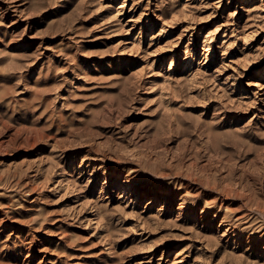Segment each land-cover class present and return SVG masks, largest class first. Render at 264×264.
Wrapping results in <instances>:
<instances>
[{"label": "rangeland", "instance_id": "1", "mask_svg": "<svg viewBox=\"0 0 264 264\" xmlns=\"http://www.w3.org/2000/svg\"><path fill=\"white\" fill-rule=\"evenodd\" d=\"M0 264H264V0H0Z\"/></svg>", "mask_w": 264, "mask_h": 264}]
</instances>
